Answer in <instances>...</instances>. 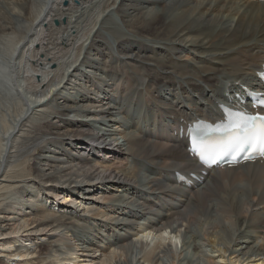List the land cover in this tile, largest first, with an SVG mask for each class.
I'll return each mask as SVG.
<instances>
[{
	"label": "bare ground",
	"instance_id": "1",
	"mask_svg": "<svg viewBox=\"0 0 264 264\" xmlns=\"http://www.w3.org/2000/svg\"><path fill=\"white\" fill-rule=\"evenodd\" d=\"M63 1L0 0V262L264 264V160L181 187L185 140L153 135L259 85L264 3Z\"/></svg>",
	"mask_w": 264,
	"mask_h": 264
},
{
	"label": "snow or ice",
	"instance_id": "2",
	"mask_svg": "<svg viewBox=\"0 0 264 264\" xmlns=\"http://www.w3.org/2000/svg\"><path fill=\"white\" fill-rule=\"evenodd\" d=\"M229 115H235L237 122H227L224 127L227 139L219 142V151H215L204 139L200 140L201 151L197 155L200 161L209 167L218 164L226 155H231L233 160L241 154L244 160L252 159L257 153L264 157V115H249L244 112ZM196 134L200 135L199 132ZM191 151L196 152V148L193 147Z\"/></svg>",
	"mask_w": 264,
	"mask_h": 264
},
{
	"label": "rangeland",
	"instance_id": "3",
	"mask_svg": "<svg viewBox=\"0 0 264 264\" xmlns=\"http://www.w3.org/2000/svg\"><path fill=\"white\" fill-rule=\"evenodd\" d=\"M32 16H34V13L32 14ZM53 25H54V24H53ZM54 26H55V25H54ZM92 54H93V53H91V55H92ZM99 74H102V72L100 71ZM9 102H10V103H9ZM13 103H14V99H10V100H8V103H7V104H8V105H9V104L11 105V104H13ZM30 109H31V108H30ZM0 119H1V118H0ZM1 125H2V123H1ZM90 142H91V144L93 145V141H90ZM75 151H76V150H75ZM106 154H108L107 151H105L104 153H102V157H101V158H102V160H104L105 162H109L110 159H107V158L104 156V155H106ZM67 156H68V155H65V157H67ZM101 158L99 159L100 161H102ZM102 162H103V161H102ZM114 167H117V164H115ZM111 170H112V169H111ZM113 187H115V186H113ZM78 191H79V190H78ZM110 191H111L112 193H115L114 195L119 194V192H118L117 189H116V190L113 189V190H110ZM87 193H92V192H89V191H88ZM106 203H107V202H105V200H102V199H96V198H95L93 201H91V202H86V203H85V204L89 205L90 208H92V209H90V211H92V212H91L89 215L93 217V221H94L93 224H102V219H103L101 216H99V217H94V216L92 215V213H94V212H93L94 208H97V207H94V206L105 207V206H108V205H109V204H106ZM85 206H86V205H85ZM78 208H79V207H78ZM78 208H77V209H78ZM81 209H82V206H80L79 210L81 211V213H83V209H82V210H81ZM84 215H85V214H83V217H85ZM86 218H89V216H87ZM181 232H182V231H181ZM179 233H180V232H179ZM179 233H177V234H173V237H172V235L166 233V235H168L169 237L171 236L172 238H171V237L169 238V237L166 236V235H164V237H162V238H163V240H165V241L167 240V241H169V243H170V242H173V240H174L175 237H176L175 240L177 241V243H175V244L178 245V244H180ZM69 235H70V234H69ZM157 235H158V234H155V235H154V234H151V235H149V238L146 240V243H147V244H152V245H154V246H153V247L155 248L154 251L156 250V253L159 254V251H160V249H161L162 247L159 248V249L157 250V246H155L157 243L154 244L155 240L160 238V237L158 238ZM174 235H175V236H174ZM63 236L66 237L67 234H65V235H63ZM162 236H163V235H162ZM68 237H69V236H68ZM165 237H166V238H165ZM66 238H67V237H66ZM130 238L132 239V238H135V237H134L133 235H131ZM188 238H189V239H188ZM70 240H71V238L68 239V241H70ZM133 240H134V239H132V241H133ZM183 240L186 241V242H187V241L189 242V241H190V237H189V235L184 236V239H183ZM112 241H113V236H112V238H111V242H103L102 245H101V248H108V247H111V245H112ZM167 241H166V243H168ZM176 241H175V242H176ZM181 245H182V244H181ZM201 245H202L201 247H202L204 253L207 254V253H208L207 251H210V252H211L210 247H207V246H205L204 244H201ZM203 245H204L205 247H204ZM181 247H182V246H181ZM181 247H180V245H178L177 248L175 249V252H181V251H182ZM111 248H112V247H111ZM46 252L48 253L49 250L44 252V255H42V258L45 257V256L47 255ZM143 254H144V253H141V254H140V257H141L140 261L143 262V264H148V263H149V264H159V261H157V259H156L157 257H156L154 260H150V261H146V260H145V261H144V258H143V256H142ZM189 254H190V255H189ZM181 257H182V258H190V257H191V251H190V250L183 251ZM103 258H104V253H103V252H99L96 256H94L93 261H92V262H94V263H91V264H98L97 262H99V264H100V261L103 260ZM150 262H151V263H150ZM2 263H3V262L1 261L0 264H2ZM201 263H202V262H201ZM3 264H6V263H3ZM20 264H26V263H24V261H21Z\"/></svg>",
	"mask_w": 264,
	"mask_h": 264
},
{
	"label": "water",
	"instance_id": "4",
	"mask_svg": "<svg viewBox=\"0 0 264 264\" xmlns=\"http://www.w3.org/2000/svg\"><path fill=\"white\" fill-rule=\"evenodd\" d=\"M64 4H66V2H64ZM63 21H64V20H63ZM54 24H55V25L58 24L57 20H54Z\"/></svg>",
	"mask_w": 264,
	"mask_h": 264
}]
</instances>
